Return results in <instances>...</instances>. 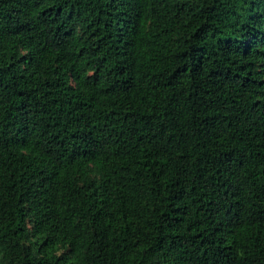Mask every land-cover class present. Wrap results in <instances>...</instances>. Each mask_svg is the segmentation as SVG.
I'll return each instance as SVG.
<instances>
[{"label":"trees","instance_id":"trees-1","mask_svg":"<svg viewBox=\"0 0 264 264\" xmlns=\"http://www.w3.org/2000/svg\"><path fill=\"white\" fill-rule=\"evenodd\" d=\"M0 264H264V0H0Z\"/></svg>","mask_w":264,"mask_h":264}]
</instances>
